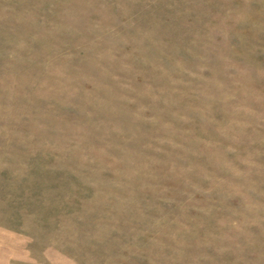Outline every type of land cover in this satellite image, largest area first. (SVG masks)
I'll list each match as a JSON object with an SVG mask.
<instances>
[{
	"label": "rangeland",
	"instance_id": "374dc122",
	"mask_svg": "<svg viewBox=\"0 0 264 264\" xmlns=\"http://www.w3.org/2000/svg\"><path fill=\"white\" fill-rule=\"evenodd\" d=\"M0 264H264V0H0Z\"/></svg>",
	"mask_w": 264,
	"mask_h": 264
}]
</instances>
